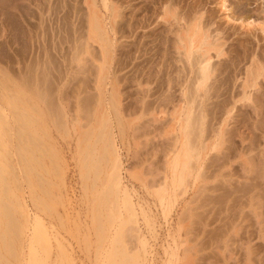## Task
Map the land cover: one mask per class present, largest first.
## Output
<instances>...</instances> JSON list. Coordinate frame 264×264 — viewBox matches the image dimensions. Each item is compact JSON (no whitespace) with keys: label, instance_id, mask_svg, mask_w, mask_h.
Listing matches in <instances>:
<instances>
[{"label":"rangeland","instance_id":"374dc122","mask_svg":"<svg viewBox=\"0 0 264 264\" xmlns=\"http://www.w3.org/2000/svg\"><path fill=\"white\" fill-rule=\"evenodd\" d=\"M263 3L0 0V264H264Z\"/></svg>","mask_w":264,"mask_h":264},{"label":"bare ground","instance_id":"6f19581e","mask_svg":"<svg viewBox=\"0 0 264 264\" xmlns=\"http://www.w3.org/2000/svg\"><path fill=\"white\" fill-rule=\"evenodd\" d=\"M180 1V0H179ZM255 2V0H223V3H224V6H229L230 7V17H231V15H232V18L234 19V21L236 22V20L238 21V19L240 18H238L237 17V15H235V12H234V10H238L240 7H241V5L243 4V3H246L247 5H249V2ZM162 4V3H161ZM264 4V3H263ZM252 5V3H250V6ZM196 6V5H195ZM223 6V5H222ZM261 6V5H260ZM259 5L257 6V8H256V10H254V9H252V10H254L255 11V13H258L260 16H262L263 18H264V9L262 10V8L260 7ZM191 7V6H190ZM259 7V8H258ZM193 9V8H192ZM229 9V8H228ZM190 9H188V11H189ZM194 10V9H193ZM193 10H192V12L190 11V13L189 14H191V13H193ZM249 10V9H248ZM247 9H244V11L247 13V11H248ZM251 9H250V11H252ZM186 11V10H185ZM208 11V10H207ZM243 11V12H244ZM210 12V11H209ZM244 12V13H245ZM248 13H249V11H248ZM208 14V13H207ZM212 14V13H211ZM186 15H188V14H186ZM190 16V15H189ZM203 16V15H202ZM206 16V15H205ZM208 16V15H207ZM211 16V15H210ZM210 16H208V17H210ZM115 17V16H114ZM204 17V16H203ZM207 17V18H208ZM207 18H205V19H207ZM228 18V17H227ZM201 19V18H200ZM208 19H210V18H208ZM212 19V18H211ZM232 19V20H233ZM242 19V18H241ZM197 20V19H196ZM199 20V19H198ZM231 20V19H230ZM179 21V20H178ZM203 21H205V20H203ZM211 21V20H210ZM209 20H207V21H205L206 22V24L207 25H209V22H210ZM212 21H214V19L212 20ZM212 21H211V25H212ZM201 22V21H200ZM199 23V22H198ZM197 23V24H198ZM216 23V22H215ZM199 24H201V23H199ZM213 25H214V23H213ZM213 25H212V27H213ZM219 25V24H218ZM201 26H202V24H201ZM200 27V26H199ZM204 28H205V26H203ZM203 27H201V28H203ZM215 27H217V25L215 26ZM219 27H221V26H219ZM218 27V28H219ZM226 34V33H225ZM227 35V34H226ZM225 36V35H224ZM227 36H225V38H226ZM214 38V37H213ZM224 38V37H223ZM224 38V40H226L227 41V39H225ZM221 43V42H220ZM225 43L226 42H224L223 44L225 45ZM222 44V45H223ZM227 45V44H226ZM234 45V44H233ZM217 46V45H216ZM218 46H220L219 44H218ZM227 46H230V44H228ZM258 46L259 45H257V49H260V48H258ZM256 49V50H257ZM262 49V48H261ZM261 53H263L262 55H264V51H262ZM221 54V53H220ZM219 55V54H218ZM260 56V55H259ZM261 57V56H260ZM208 58V57H207ZM206 58V59H207ZM212 62V60H211V57H210V59H208L207 60V66L206 67H210V65L212 66V64H211V62ZM204 62V61H203ZM205 63V62H204ZM203 64V63H202ZM205 68V67H204ZM207 69V68H206ZM211 69V68H210ZM205 70V69H204ZM205 72V71H204Z\"/></svg>","mask_w":264,"mask_h":264}]
</instances>
